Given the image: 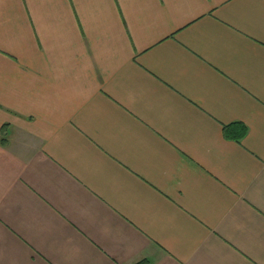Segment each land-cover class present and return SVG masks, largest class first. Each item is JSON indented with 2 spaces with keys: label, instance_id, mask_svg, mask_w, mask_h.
Wrapping results in <instances>:
<instances>
[{
  "label": "crops",
  "instance_id": "crops-1",
  "mask_svg": "<svg viewBox=\"0 0 264 264\" xmlns=\"http://www.w3.org/2000/svg\"><path fill=\"white\" fill-rule=\"evenodd\" d=\"M0 264H264V0H0Z\"/></svg>",
  "mask_w": 264,
  "mask_h": 264
}]
</instances>
